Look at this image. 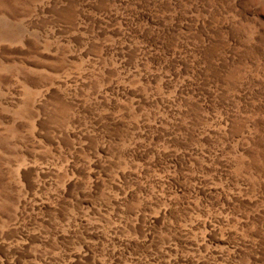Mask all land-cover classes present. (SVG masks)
Listing matches in <instances>:
<instances>
[{
	"label": "rangeland",
	"instance_id": "1",
	"mask_svg": "<svg viewBox=\"0 0 264 264\" xmlns=\"http://www.w3.org/2000/svg\"><path fill=\"white\" fill-rule=\"evenodd\" d=\"M0 264H264V0H0Z\"/></svg>",
	"mask_w": 264,
	"mask_h": 264
}]
</instances>
